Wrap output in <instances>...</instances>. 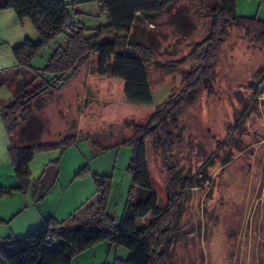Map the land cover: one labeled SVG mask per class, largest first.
<instances>
[{
    "label": "rangeland",
    "instance_id": "374dc122",
    "mask_svg": "<svg viewBox=\"0 0 264 264\" xmlns=\"http://www.w3.org/2000/svg\"><path fill=\"white\" fill-rule=\"evenodd\" d=\"M217 4V0H176L150 19H137L129 38L120 41L119 51L127 49L128 40L152 54L145 62L151 104L126 101L123 80L100 76L98 53L54 96H47L41 108L32 103L27 122L14 132L16 142L52 146L34 153L25 192L0 197V239L22 238L52 216H80L97 198L94 175H110L107 211L115 223L120 220L132 186L128 166L133 150L123 140L131 137L136 125L146 123L157 105L182 90L184 76L199 65L188 54L208 37ZM73 9L75 20L86 27L109 22L97 0H76ZM236 13L264 21V0H236ZM17 27L21 39H38L28 18L19 20ZM7 34L5 28L0 32V72L12 74L15 59ZM59 41L61 37L44 47L32 64L42 67ZM171 63L177 64L165 66ZM10 87L13 84L0 86L3 108L12 97ZM171 130L175 191L182 196L169 231L171 262L264 264V41L244 26L228 27L208 79L200 81ZM7 136L2 118L0 180L17 184L10 176L11 164H6ZM146 147L152 188L163 208L170 195V176L151 139ZM50 164L58 168L56 180L39 196V179ZM185 178L193 184L182 186ZM151 219L149 213L138 219V225ZM128 253L123 246L103 241L79 253L70 264L112 263Z\"/></svg>",
    "mask_w": 264,
    "mask_h": 264
},
{
    "label": "trees",
    "instance_id": "16d2710c",
    "mask_svg": "<svg viewBox=\"0 0 264 264\" xmlns=\"http://www.w3.org/2000/svg\"><path fill=\"white\" fill-rule=\"evenodd\" d=\"M109 22L97 27H86L73 17L76 0H1L0 9H11L19 20L28 18L38 39L26 37L12 47L15 65L12 74L0 73L3 84H13L12 97L4 105L2 118L9 136L7 154L17 180L15 185H0V197L13 192H25L30 180L28 164L37 150L50 148V144L19 145L15 130L27 122L32 103L41 108L43 100L65 85L93 53H98L97 72L124 81V98L138 104H151L152 93L145 62L152 57L150 50L127 40L124 51L117 48L122 39H128L137 19H150L176 0H97ZM212 11V24L208 37L189 54L199 65L183 78L184 86L177 95H170L156 106L146 123L136 125L130 138L123 140L132 147L128 170L132 186L124 212L115 223L107 211L111 190L110 175H94V203L80 216L66 219L49 217L38 228L22 238L8 236L0 239V264H70L82 251L107 241L128 250L126 258L115 257L103 264H173L171 262L169 231L178 214L182 196L175 191L177 172L173 155L174 138L171 128L177 125L182 106L196 91L200 81L207 80L217 51L225 40L228 27L244 26L255 39L264 41V21L254 16L236 13V0H217ZM110 32L102 38V34ZM61 37L42 67L32 61L50 42ZM132 47V48H131ZM113 59V64L111 61ZM177 63L165 65L175 66ZM32 73V77L28 74ZM37 81V82H36ZM36 82V83H35ZM151 139L159 152L162 167L170 176V195L165 207L158 206L157 193L147 165L146 142ZM80 171V173H82ZM193 182L185 178L182 186ZM172 191V193H171ZM147 225H138V219L148 214ZM51 236V245L45 244Z\"/></svg>",
    "mask_w": 264,
    "mask_h": 264
},
{
    "label": "crops",
    "instance_id": "0c3cea01",
    "mask_svg": "<svg viewBox=\"0 0 264 264\" xmlns=\"http://www.w3.org/2000/svg\"><path fill=\"white\" fill-rule=\"evenodd\" d=\"M18 21H19V19L17 18V16L13 12V10H11V9H0V32L2 31L3 28H5V31L6 30L10 31V34H7L6 37L10 39L8 41L13 43L12 46L19 44L20 42H22L26 38L25 37L24 39H21L22 37L20 36V32L18 31V27H17ZM0 73H5V72H0ZM10 86H12V85H10ZM10 89H11V91H13V87L12 88L10 87ZM11 95H12V92H11ZM0 103H1L0 119L2 120V108H3V103H5V102L3 101V98L1 96H0ZM8 139H9V136H7L6 148L8 147V144H9ZM9 163H10L9 160L7 159L6 164L10 165ZM10 176H13L15 178L14 174L10 175ZM15 180H16V178H15ZM7 181H9V180H7ZM16 182H17V180H16ZM0 185H15V184H13V182L7 183V182H2L0 180Z\"/></svg>",
    "mask_w": 264,
    "mask_h": 264
},
{
    "label": "water",
    "instance_id": "95a60500",
    "mask_svg": "<svg viewBox=\"0 0 264 264\" xmlns=\"http://www.w3.org/2000/svg\"><path fill=\"white\" fill-rule=\"evenodd\" d=\"M57 174L58 168L54 164H50L44 169L38 184L39 196H43L45 192L54 184Z\"/></svg>",
    "mask_w": 264,
    "mask_h": 264
},
{
    "label": "built area",
    "instance_id": "2783aa9c",
    "mask_svg": "<svg viewBox=\"0 0 264 264\" xmlns=\"http://www.w3.org/2000/svg\"><path fill=\"white\" fill-rule=\"evenodd\" d=\"M50 238H51V236L49 235V236H48V239H47L46 242H45V244H46L47 246H50V245H51Z\"/></svg>",
    "mask_w": 264,
    "mask_h": 264
}]
</instances>
